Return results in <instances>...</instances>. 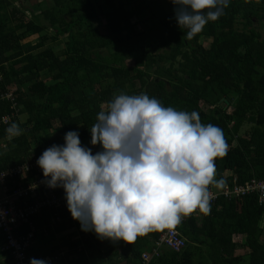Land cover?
Instances as JSON below:
<instances>
[{
    "label": "trees",
    "instance_id": "16d2710c",
    "mask_svg": "<svg viewBox=\"0 0 264 264\" xmlns=\"http://www.w3.org/2000/svg\"><path fill=\"white\" fill-rule=\"evenodd\" d=\"M18 1L0 0V92L15 89L25 121L17 124L19 136L7 132L13 123L0 128V143L12 136L0 151V171L63 144L70 130L93 147L90 130L98 112L123 92L147 93L220 127L228 148L215 158L216 181L230 173L239 183L264 180V37L256 26L264 22V0H233L192 39L178 28L170 0H35L30 7ZM53 44L62 47L56 51ZM10 106L0 101V116ZM99 150L93 147V153ZM52 193L62 205L44 206L31 219L46 228L34 235V258L62 253L52 264H141V253L164 231L129 243L100 240L71 218L62 188ZM57 216L60 222L50 225ZM19 229L29 231L27 225ZM176 229L184 247L163 249L151 264H264V208L256 195L220 197L209 212ZM4 243L0 235V248ZM237 248L243 254L236 255ZM9 259L0 252V264Z\"/></svg>",
    "mask_w": 264,
    "mask_h": 264
},
{
    "label": "clouds",
    "instance_id": "9594fccd",
    "mask_svg": "<svg viewBox=\"0 0 264 264\" xmlns=\"http://www.w3.org/2000/svg\"><path fill=\"white\" fill-rule=\"evenodd\" d=\"M233 0H170L186 39L223 15ZM249 2V0H245ZM15 123L7 129L19 136ZM91 146L76 130L37 158L42 183L62 188L67 210L83 232L100 240L132 242L179 224L194 210L210 211L215 158L228 148L223 130L196 111L164 106L147 93H120L98 112ZM30 264H48L31 259Z\"/></svg>",
    "mask_w": 264,
    "mask_h": 264
},
{
    "label": "built area",
    "instance_id": "2783aa9c",
    "mask_svg": "<svg viewBox=\"0 0 264 264\" xmlns=\"http://www.w3.org/2000/svg\"><path fill=\"white\" fill-rule=\"evenodd\" d=\"M14 91L15 89L8 88L0 92V101H6L11 105L10 111L0 116V128L7 127L11 123H22L19 122L20 108L16 104ZM11 137L8 136L4 141H8ZM4 141L0 143V151L6 148ZM30 155L28 160L0 171V235L5 238L0 252L8 254L11 264H30V260L34 257L29 254V251L35 244V233L46 234V228H36L31 219L39 214L44 206L59 207L62 205L59 199L54 197L52 189L42 183L43 174L36 164L39 156L34 152ZM226 178L228 179L219 185L209 186L212 193L210 206L220 197L232 200L256 195L259 206L264 208V180L253 178L239 183L237 177L231 173ZM33 200L34 202L30 204L29 201ZM200 213L201 210L196 209L190 215L183 217L180 223L187 221L190 217H197ZM57 222H60V218L53 217L50 225ZM179 224L164 228L153 245L141 253V264H151L160 256L163 249L179 252L184 247V240L176 229ZM22 225H27L29 228L25 234L19 229ZM59 255L62 253L56 256H40L35 259H44L48 264H52L59 259Z\"/></svg>",
    "mask_w": 264,
    "mask_h": 264
},
{
    "label": "rangeland",
    "instance_id": "374dc122",
    "mask_svg": "<svg viewBox=\"0 0 264 264\" xmlns=\"http://www.w3.org/2000/svg\"><path fill=\"white\" fill-rule=\"evenodd\" d=\"M33 1H35V0H19L18 3L24 2L25 6L30 7V5H31V3H32ZM36 1H38V0H36ZM94 1H97V2L100 3V4L102 3L101 0H94ZM132 22H136V19L134 20V18H133ZM139 23H140V22H139ZM256 26H257V28H258L257 30H258V31L263 35V37H264V22H263V24H262V22H261V23H260V26H258V24H257ZM137 29H138V31H140V32H143V31L145 30L144 27H143V25H141V24H139V26H137ZM238 29H239V30L242 29L241 24L238 25ZM59 38L63 39L62 37H59ZM61 39L59 40L60 42H61ZM32 42H33V43H36V39H34ZM143 43H144V42H142V44H143ZM201 44H202V46L205 47V46L208 45V41L201 40ZM53 45H55V44H53ZM54 47H55V50L57 51V50H59V49L62 47V45H55ZM160 52H161V50H159V49H154V50H153V53H154V54H156V53H160ZM126 62H128V63H130V64L132 63L131 60H127ZM23 121H25V117H24V115H20V117H19V122H23ZM246 130H248V127L243 128V130L241 131L240 134L243 135V132L246 131ZM214 186H216V183H214ZM234 240H235L237 243H239L240 240L242 241V239H241L240 237H238V236L234 237ZM235 254H236V255L243 254V249H242V248H237L236 251H235Z\"/></svg>",
    "mask_w": 264,
    "mask_h": 264
},
{
    "label": "crops",
    "instance_id": "0c3cea01",
    "mask_svg": "<svg viewBox=\"0 0 264 264\" xmlns=\"http://www.w3.org/2000/svg\"><path fill=\"white\" fill-rule=\"evenodd\" d=\"M78 229H76L75 231H77ZM74 230H72L71 232H75ZM82 236H80V237H77V238H81Z\"/></svg>",
    "mask_w": 264,
    "mask_h": 264
}]
</instances>
